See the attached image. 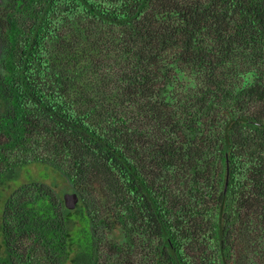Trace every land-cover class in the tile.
Returning <instances> with one entry per match:
<instances>
[{
	"label": "trees",
	"instance_id": "trees-1",
	"mask_svg": "<svg viewBox=\"0 0 264 264\" xmlns=\"http://www.w3.org/2000/svg\"><path fill=\"white\" fill-rule=\"evenodd\" d=\"M0 264H264V0H0Z\"/></svg>",
	"mask_w": 264,
	"mask_h": 264
},
{
	"label": "rangeland",
	"instance_id": "rangeland-1",
	"mask_svg": "<svg viewBox=\"0 0 264 264\" xmlns=\"http://www.w3.org/2000/svg\"><path fill=\"white\" fill-rule=\"evenodd\" d=\"M53 173H55V171L46 164L36 167L28 166L24 168V171L21 173V179H18L19 183H17L20 184L29 180L44 181V179H46L51 184L58 183L61 188H65L67 191L62 190V194H64L65 192H70V184L68 183V181H62L61 179L58 180L56 178L52 180L50 177Z\"/></svg>",
	"mask_w": 264,
	"mask_h": 264
},
{
	"label": "water",
	"instance_id": "water-1",
	"mask_svg": "<svg viewBox=\"0 0 264 264\" xmlns=\"http://www.w3.org/2000/svg\"><path fill=\"white\" fill-rule=\"evenodd\" d=\"M64 200L68 208H75L79 201V197L76 192H66L64 194Z\"/></svg>",
	"mask_w": 264,
	"mask_h": 264
}]
</instances>
